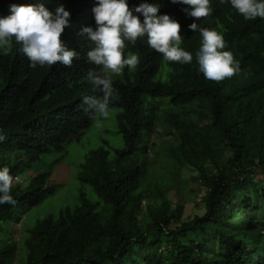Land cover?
<instances>
[{
	"label": "trees",
	"instance_id": "16d2710c",
	"mask_svg": "<svg viewBox=\"0 0 264 264\" xmlns=\"http://www.w3.org/2000/svg\"><path fill=\"white\" fill-rule=\"evenodd\" d=\"M36 2L49 10L63 4L70 12L60 39L80 58L70 67L29 68L14 41L0 54V166L14 177L15 200L0 204V264H264V19L246 21L218 0H210L212 12L201 18L187 17L181 11L187 5L157 0L158 14L180 24L181 47L192 62L163 61L145 38L126 42L124 53H138L140 63L109 74L119 97L109 109L118 111L122 147L89 151L77 174L98 201L79 191L75 206L35 221L15 238L23 214L54 192L50 171L21 176L51 154L65 153L66 144L90 128L95 116L83 97L101 95L84 79L97 66L87 61L89 42L77 35L95 27L94 0H0V17L10 4ZM137 3L128 0L130 7ZM194 21L223 35L224 50L240 61L238 74L214 81L199 72L200 34L187 27ZM160 119L173 140L163 143L157 170L149 153ZM188 181L204 190L203 213L180 223L182 206L167 194L178 187L187 193Z\"/></svg>",
	"mask_w": 264,
	"mask_h": 264
},
{
	"label": "clouds",
	"instance_id": "9594fccd",
	"mask_svg": "<svg viewBox=\"0 0 264 264\" xmlns=\"http://www.w3.org/2000/svg\"><path fill=\"white\" fill-rule=\"evenodd\" d=\"M168 2L187 5L181 9L187 17L201 18L212 12L210 0ZM218 3H228L246 21L264 19V0H218ZM161 7L157 0H139L131 7L128 0H94L91 13L95 27H82L77 33L90 44L87 61L97 66L90 68L84 79L101 95L84 96L82 101L86 111L93 116L106 118L110 103L119 99L109 74L119 75L125 67L129 71L135 70L140 63L138 53H124L126 42L135 44L138 38H145L148 47L162 54L163 61L192 62L193 54L181 47L180 24L166 13L158 14ZM8 8L9 14L0 17V54H8L14 41L20 45L19 51L27 58L29 68L51 66L57 62L70 67L74 59L80 58L77 51L68 48L60 39L64 29L70 26V12L63 4H57L51 10L42 2L13 3ZM187 27L200 34L195 58L204 78L220 81L241 71L240 61L224 50L225 40L221 33L199 27L195 21ZM4 139L0 134V142ZM13 179L10 169L0 166V204L15 203L10 194Z\"/></svg>",
	"mask_w": 264,
	"mask_h": 264
},
{
	"label": "rangeland",
	"instance_id": "374dc122",
	"mask_svg": "<svg viewBox=\"0 0 264 264\" xmlns=\"http://www.w3.org/2000/svg\"><path fill=\"white\" fill-rule=\"evenodd\" d=\"M117 113V110L109 109L106 118L95 117L88 130L81 133L77 139H73L66 144L65 153L51 154L41 164L29 169L21 176L20 180L22 181L41 172L47 173L50 171L48 186L52 187L54 192L39 207L23 214L22 221L16 226L15 238H19L25 229L31 228L35 221L47 215L55 216L64 207L75 206L78 202L79 191H82L91 202L98 201L88 185H82L77 181V174L80 170L79 166L83 163L84 157L89 151L99 147L109 150L122 147L123 142L121 136L117 133L116 127ZM98 122L99 127H97ZM172 136V132L166 128V124L160 119L151 137L154 147L149 153L150 159L154 161L156 167L158 166L157 170L160 167L158 160L163 156L161 153L164 152L163 143L172 141ZM58 159L59 163L51 168L50 164ZM160 174L163 177L168 176L165 172ZM176 185L178 184L176 183ZM187 189V193H184L178 187V189L167 194V198L172 201L173 205L180 204L182 206L180 223L192 220L203 213L201 197L204 190L192 181H188ZM172 216L175 218L176 214L172 212ZM174 227L175 224L172 228ZM159 239L162 242L159 252H161L162 258L166 259L169 256L168 247L163 245L165 241H163L161 235Z\"/></svg>",
	"mask_w": 264,
	"mask_h": 264
}]
</instances>
